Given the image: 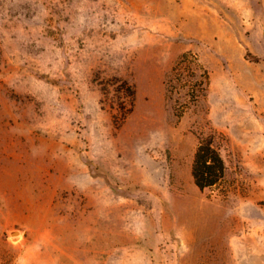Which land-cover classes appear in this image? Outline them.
<instances>
[{
    "label": "rangeland",
    "instance_id": "obj_1",
    "mask_svg": "<svg viewBox=\"0 0 264 264\" xmlns=\"http://www.w3.org/2000/svg\"><path fill=\"white\" fill-rule=\"evenodd\" d=\"M0 264H264V0H0Z\"/></svg>",
    "mask_w": 264,
    "mask_h": 264
},
{
    "label": "trees",
    "instance_id": "obj_2",
    "mask_svg": "<svg viewBox=\"0 0 264 264\" xmlns=\"http://www.w3.org/2000/svg\"><path fill=\"white\" fill-rule=\"evenodd\" d=\"M225 173V162L214 147L213 139H201L196 149L192 171L196 187L202 192L211 189L222 182Z\"/></svg>",
    "mask_w": 264,
    "mask_h": 264
},
{
    "label": "water",
    "instance_id": "obj_3",
    "mask_svg": "<svg viewBox=\"0 0 264 264\" xmlns=\"http://www.w3.org/2000/svg\"><path fill=\"white\" fill-rule=\"evenodd\" d=\"M21 235L20 231H11L10 232V237L15 238Z\"/></svg>",
    "mask_w": 264,
    "mask_h": 264
}]
</instances>
